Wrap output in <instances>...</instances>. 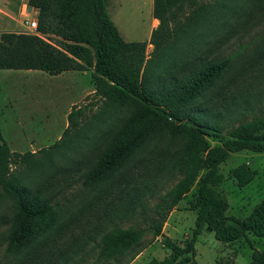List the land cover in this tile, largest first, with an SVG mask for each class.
<instances>
[{
  "label": "trees",
  "instance_id": "trees-1",
  "mask_svg": "<svg viewBox=\"0 0 264 264\" xmlns=\"http://www.w3.org/2000/svg\"><path fill=\"white\" fill-rule=\"evenodd\" d=\"M236 4L240 9L248 5L253 9L264 6V0H238ZM104 6L105 0H26V7L36 11V34L0 32V70L57 76L92 69L94 94L102 98L103 109L119 115L99 125V133L87 148L91 161L81 176L82 187L92 193L90 201L100 202L98 219L131 218L143 208V199L161 178L178 177L154 205L144 229L114 228L101 236L99 258L129 264L160 235L167 215L200 172L190 238L181 248L165 239L168 256L146 264H196L193 245L203 229L222 244L247 240L248 234L263 238L264 200L242 220L227 218V202L216 189L223 180L218 166L230 154L264 151V115L235 126L227 122L235 112L248 111L247 98L231 88V79H224L235 59L199 54L227 38L233 9L199 8L194 0H152L151 15L157 26L149 34L152 51L145 60V43L124 42ZM199 26L205 39L197 46ZM260 60L256 49L240 54L236 64H259ZM80 115L79 109L67 114L63 136ZM224 132L227 139L209 145L207 138H221ZM68 145L73 147L69 142L64 148ZM49 149L59 150L60 140ZM73 153L75 158L80 155ZM17 157L24 166H31L24 155L9 152L0 138V199H8L14 211L4 250L28 264L53 252L51 246L63 237L71 218L52 201L50 182L33 191L20 183L9 169L10 161ZM252 174L244 166L231 173L239 187ZM144 234L149 236L145 242ZM79 249L55 257L54 264L65 262ZM126 253H130L128 258L120 262ZM247 264H264V251L252 249Z\"/></svg>",
  "mask_w": 264,
  "mask_h": 264
},
{
  "label": "rangeland",
  "instance_id": "rangeland-1",
  "mask_svg": "<svg viewBox=\"0 0 264 264\" xmlns=\"http://www.w3.org/2000/svg\"><path fill=\"white\" fill-rule=\"evenodd\" d=\"M197 7L233 9L227 22V38L219 44L211 45L200 56L211 58L215 54L234 60L230 73L224 79H231V88L248 100V111L235 112L229 117L233 126L241 120L264 115V6L240 9L238 0H194ZM152 0H105L106 12L120 37L125 42H144V58H149L152 46L148 37L157 21L151 15ZM35 11V10H34ZM36 12V11H35ZM27 12L26 0H0V32H28L29 23L35 17ZM36 16V14H35ZM33 17V19H31ZM203 27L196 31L197 46L205 39ZM203 35V36H202ZM51 42L58 45L52 38ZM259 49V64H236L238 57ZM170 50L166 52V55ZM39 71L0 70V138L8 151L24 155V166L20 157L10 161L9 169L23 186L33 191L37 186L50 182L52 201L61 207L63 213L71 218L63 237L51 246L53 252L42 258L31 260L28 264H54L55 257L68 256L74 248L80 247L71 258L61 264H116L99 258L100 238L114 228L133 227L144 229L149 217L153 215L154 205L176 183L178 177L161 178L158 185L143 199V208L127 220L98 219L99 201H90L92 193L81 185V176L91 161L88 146L99 133L103 121L109 123L118 115L111 114L102 107V98L94 94L91 80L92 69L84 72H67L55 77L43 75ZM239 94V93H238ZM79 109L81 115L73 120L74 127L67 130L66 116L71 110ZM119 117V115H118ZM72 124V125H73ZM226 132L221 138H207L210 146L219 145L227 139ZM60 140L59 150L49 148ZM73 144V147L64 145ZM74 151L79 152L75 160ZM83 158V159H82ZM244 166L252 172L251 180L239 187L232 177V171ZM47 167V168H46ZM223 180L216 188L227 202L225 216L242 220L262 200H264V151L252 153L241 151L228 156L218 166ZM197 179L187 194L169 212L162 224L161 232L129 264H146L151 259L162 260L169 254L164 244L168 239L172 244L182 247L190 238L196 214L195 191ZM11 202L0 199V264H22L21 257L6 253V234L13 215ZM231 223V221H227ZM149 236L144 234L142 241ZM196 264H247L253 250L264 251V237L247 235V240L222 244L213 234L203 229L193 245ZM130 253L120 258L123 262ZM34 261V262H33Z\"/></svg>",
  "mask_w": 264,
  "mask_h": 264
},
{
  "label": "crops",
  "instance_id": "crops-1",
  "mask_svg": "<svg viewBox=\"0 0 264 264\" xmlns=\"http://www.w3.org/2000/svg\"><path fill=\"white\" fill-rule=\"evenodd\" d=\"M105 7V6H104ZM105 11H106V8H105ZM30 12L34 15L33 17H35V14H36V12L33 10V9H31L30 10ZM107 13V12H106ZM107 15H108V13H107ZM33 17L31 18V19H33ZM108 18H109V16H108ZM109 20H110V18H109ZM112 23V22H111ZM113 24V23H112ZM114 25V24H113ZM118 32V31H117ZM119 34V33H118ZM120 36V35H119ZM121 38V37H120ZM122 39V38H121ZM123 40V39H122ZM125 42V41H124ZM14 71V70H13ZM40 73H42V72H40ZM43 75H45V73L43 74ZM63 75H65L64 73H62V74H60V75H57V76H55V77H59V76H63Z\"/></svg>",
  "mask_w": 264,
  "mask_h": 264
},
{
  "label": "built area",
  "instance_id": "built-area-1",
  "mask_svg": "<svg viewBox=\"0 0 264 264\" xmlns=\"http://www.w3.org/2000/svg\"><path fill=\"white\" fill-rule=\"evenodd\" d=\"M28 25H29V29H30L31 33L36 34L35 33V22L31 21Z\"/></svg>",
  "mask_w": 264,
  "mask_h": 264
},
{
  "label": "water",
  "instance_id": "water-1",
  "mask_svg": "<svg viewBox=\"0 0 264 264\" xmlns=\"http://www.w3.org/2000/svg\"><path fill=\"white\" fill-rule=\"evenodd\" d=\"M31 8L30 7H27V12H30Z\"/></svg>",
  "mask_w": 264,
  "mask_h": 264
}]
</instances>
